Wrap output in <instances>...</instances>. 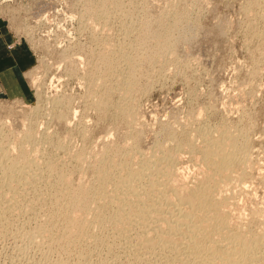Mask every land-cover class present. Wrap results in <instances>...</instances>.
I'll list each match as a JSON object with an SVG mask.
<instances>
[{
	"label": "rangeland",
	"instance_id": "374dc122",
	"mask_svg": "<svg viewBox=\"0 0 264 264\" xmlns=\"http://www.w3.org/2000/svg\"><path fill=\"white\" fill-rule=\"evenodd\" d=\"M104 1L12 0L9 2L11 6L0 1V155L25 169L30 168L34 161L38 165L47 159L49 164L58 168L51 169L52 172L61 168L67 170L70 187L80 192L99 185V180L96 181L97 169L105 159L111 163L115 158L121 160V153L132 148L130 163L134 162V165H130L137 169L142 159L160 153L158 151L162 146L168 149L166 152H178L172 164V170L178 175L177 183L193 188L197 183L195 181L203 180L204 174L209 173L201 152L196 151L200 154L196 155L185 144L202 145L199 141L203 142L200 134L204 128L211 131V140L215 141L223 135L221 133L232 129V133L240 134L245 145L239 156L242 159L233 167L234 172L229 173L233 184L228 181L230 186L224 187L223 191L226 197L223 194L219 196L228 198L231 207H235L233 209L229 207L230 203L228 205V211H235L231 217L234 220L232 227L236 228L231 227L230 234H238L241 238L244 231L241 241L252 236L262 240L264 0H107L106 4ZM101 3L104 8H109L100 11L103 8ZM5 9H12V13L9 12L11 16ZM106 10L110 11L106 13ZM91 20H94V25ZM170 22H173L172 28ZM162 32H169L167 46L160 40H163L159 37V34H164ZM119 49L131 54V62H138L128 63L131 68L133 66V71L129 70L135 76L131 84L134 91L128 95L125 89H121L124 81L117 76L120 73L111 76V79L108 72L115 70V63L114 68L122 71L130 68L126 65L129 59L124 60V53L118 52ZM104 72H108V76ZM99 77L105 83L102 80L97 88L95 84L98 86ZM115 78L118 80L115 81ZM26 131H32L33 137L25 138ZM244 154L248 158L243 160L241 156ZM41 155H46V158ZM113 173L117 175L118 171ZM239 173L244 174L241 177ZM45 176H37L40 183L35 184L45 190H42L43 193L50 195L48 190L52 187L49 180L52 182L54 178ZM236 182L239 186L244 184L242 187L245 189ZM44 205L38 209L37 220L19 213L11 214L12 220L10 214L5 216L10 218L11 226L0 234V264H157L155 258L144 255L141 259L142 255L138 253L137 261L133 250L130 251L135 244H126L127 240L121 241L115 252L110 251V255L107 251L89 253L85 263L80 260L77 250L65 254L62 248L52 249L48 242H34L28 236L29 231L42 222H50L51 204ZM96 232L101 234L98 230ZM56 234L55 239L58 240L60 232ZM108 234L112 239L117 238L116 232H113L114 237L112 232ZM216 237L219 243L220 238ZM47 251L50 253L47 254Z\"/></svg>",
	"mask_w": 264,
	"mask_h": 264
},
{
	"label": "bare ground",
	"instance_id": "6f19581e",
	"mask_svg": "<svg viewBox=\"0 0 264 264\" xmlns=\"http://www.w3.org/2000/svg\"><path fill=\"white\" fill-rule=\"evenodd\" d=\"M0 1H2L3 4H7V5L11 6V4H9V2H11L12 0H0ZM105 1H107V0H105ZM94 2H95V0H94ZM104 2H102V3L104 4ZM117 2H118V0H117ZM97 3H99V0ZM106 3L107 2H105V4ZM94 4L95 3H93V5ZM113 4H112V6H113ZM98 5H99V7L101 6L100 4H98ZM115 5L118 6L117 4H115ZM119 6H121V3ZM107 7L108 6H106L105 8H107ZM100 8H102V7H100ZM105 8L103 5V8L100 9V11L105 9ZM86 9H88V8H86ZM95 9H96V7H95ZM95 9H94V11H96ZM88 11H89V9H88ZM100 11H99V13H101ZM107 11H110V10H106V13H108ZM5 12L9 16H11L12 9H7ZM9 12H11V13H9ZM39 12H41V10ZM99 13L97 12L96 14H99ZM40 14H38V15L41 16ZM88 14H90V13H88ZM177 14H178V12H177ZM105 16H107V15H105ZM45 17H43V18H45ZM107 17H109V16H107ZM177 17H178V15H177ZM93 19L95 20V18H93ZM104 19H105V17H104ZM174 19L175 18H173V20ZM94 20H91V23H93L92 25H94V23H95ZM99 20L101 21L102 18ZM107 22L108 21L106 20L105 23H107ZM96 23H98V20ZM171 23L173 24V22H170V26L172 25ZM107 25L108 24H106V26ZM172 26H171V28H172ZM96 27H98V26H96ZM166 27L168 28V26H166ZM173 29L175 30V28H173ZM164 31H167V29ZM162 33H164V34L163 35L159 34V37L161 36L163 38V40L161 38H160V40L163 43L165 42V44H163V45H166V43H167L166 41L169 38V34H168L169 32H162ZM94 39H95V37H94ZM140 44H142V43H140ZM163 45H161V46H163ZM107 46L108 45H106V47ZM127 47H129V46H127ZM130 47H132V46H130ZM120 48H122V46ZM119 50L120 51H118V52H121L122 54L124 53L123 52L124 50H122V51H121V49H119ZM161 53H162V51H161ZM129 54H126V53L123 54L124 60L129 59V62L127 61L126 65H128V63H138L136 61L131 62ZM162 55H163V53H162ZM105 58H107V57H105ZM131 60H133V59L131 58ZM135 60H137V58ZM100 61H101V59H100ZM103 61H104V63H106L105 60H103ZM116 62H118V59ZM153 62H154V60H153ZM107 63H108V61H107ZM119 63H120V61H119ZM123 63H125V62H123ZM116 64L117 63H115V65ZM107 66L109 68H111L109 65H107ZM112 66H113V64H112ZM114 66H113V69H115V70H111V72L108 71L110 74L108 72H106V73H108L110 75L109 77L111 79H112L111 76L115 77L118 73H120L117 76L119 78H123V81H124L121 84L122 85L121 89L122 88H123V90L125 89L127 91L126 92L127 95L130 94L131 92L134 91L133 87L131 86L132 82L135 79V76L133 77V73H132L133 66L131 68L128 65L130 68L126 69L125 71H122L121 69L114 68ZM136 66H137V64H136ZM129 69H131L132 71L130 72ZM106 70H108V68ZM136 70H137V67H136ZM136 70H134V71H136ZM90 73H89V75H90ZM106 73L104 72V74L108 76V74H106ZM99 75H100V73H99ZM90 77L92 78L93 76L90 75ZM103 77L104 76H102V78ZM109 77H107V78L110 80ZM99 78H100V80L97 78L100 81V82L97 81L98 86L96 85L97 83L96 84L94 83L97 88L100 87L99 83H101V81L103 80V79L101 80V77H99ZM117 78H115V81L119 79V78L118 79ZM104 79H106V78L104 77ZM92 80H95V79L92 78ZM88 81H89V79H88ZM103 82H104V80H103ZM91 84L94 85L92 82H91ZM0 90H1V87H0ZM123 93H125V92H123ZM111 95H112V93H111ZM121 95H122V93H121ZM104 96H105V94H104ZM106 97H104V98H106ZM111 97H113V96H111ZM124 97H122V99H124ZM99 98H101V97H99ZM108 100L109 99H107V101ZM96 102L97 101H95V103ZM99 102L102 103V101H100V100H99ZM103 103H105V101H103ZM105 104H107V103H105ZM96 105H97V103H96ZM99 106L102 107L101 104ZM103 106H104V104H103ZM105 111H106V109L104 110V112ZM129 117H130V114H129ZM125 118H126V116H125ZM210 130H212V129H210ZM230 131L221 133V135L222 134L223 135L220 136L217 141H215V140H211V138H213L210 136L211 131L206 130L204 128V130H202V134H200L202 139H203V142L199 141L202 143V145L200 144L201 147H198L200 145H198L197 147L194 145H191L189 142L185 144L187 147H189L188 150H190L191 152H193V153L194 152L196 153V151L201 152L200 154H202V156H203L202 158L204 160V163H206V165H207V169H208V173H209V174L203 173L205 178L203 180L195 181L197 183L193 188L192 187L186 188L187 185H186V187H182L180 185L181 183L180 184L177 183V176L178 175H177V173H175L172 170V168H173L172 164L175 162L176 153H178V152L174 150L176 153H173V151H172L173 146H172V150L170 149L172 152H166V150H168V149H165V148L163 149L162 146H160L158 144L161 147V148L159 147L160 149L158 148L159 149L158 152H160L162 155H159L160 153H156V154H158V156L156 154L149 155L148 157H151V158L142 159L140 166L136 164L137 169L133 168L134 162L130 163V160H131L130 155L132 153V152L130 153V151L132 148L130 149V151L121 153V154H123V157L121 160L118 159L119 160L118 161V160H116L117 158L114 159L113 162H114V164L116 163V165H113L112 164L113 162L111 163V161H108V159L106 160L104 158L105 160L104 161L102 160L103 162H101V164H99L100 166L98 165L99 169H97L98 170V172H97V174H98L97 178L98 179H96V181L99 180V183H98L99 185L98 186L94 185L93 187L91 186V188L90 187H89V189L86 188V190L83 189L84 191L81 190L80 192H78L75 189H73L72 187H70L71 186L70 185L71 179H70L69 175H67V173L65 172L67 170H64L61 168V170H59L57 172H52L53 169L57 170L58 168L56 166L54 167L53 165L49 164V162H47V159L44 162H40L38 165H35L34 164L35 161L34 162L32 161L33 165H31L30 168L27 167L29 169H27V168L25 169L23 167L18 166L17 163L10 162L11 159H7L6 156L4 157V156L0 155V162H1L0 163V234L3 232H6L8 228L10 229L11 220L13 218V216L11 214H13V215H16L18 213L20 215L24 214V215L31 216L33 219L36 218L35 220H37L38 219V213H39L38 209L42 208L43 207L42 205H44V204H46V205L51 204V209H49V210H52V212H50L51 213L50 222L47 221L45 223L42 222V224L40 223L38 225V227L36 226V228L34 230L32 229L33 231L32 230L29 231L28 236L31 239L35 240L34 242H36V240H38V241L41 240L44 242H48V244L50 243V247L52 246V249L55 247L62 248L63 251L65 252V254H67L69 252L71 254L73 251L77 250V251H79L78 254H79L80 260L84 263L90 257L89 253L91 254V252H93V251L94 252L95 251L96 252L97 251H99V252L107 251L108 254L109 253L111 254L112 251L115 252L117 250V248H118L117 245L120 244L121 241L127 240V242L125 241L126 244L127 243H134L135 244V245H133V247H131L133 249L130 248L131 250L130 249L129 250L130 251L133 250V252L136 255V256L134 255V257H135V259H137V261L139 259L137 256V253H138L140 256L142 255L141 259L143 258L144 255H146L145 257L155 258L157 264H170L171 260L173 261L172 264H243V263L264 264V238L262 240L258 241L257 239H255L252 236L250 239H247L248 240L247 241L246 240L247 236H246V238H245L246 241H241L243 238L242 235L244 236V234H243L244 231H242V235L240 236L241 238H238L239 237L238 234H235V233L230 234V229H232L234 227V226L232 227V223L234 222V220H232L231 215L234 214L235 211L232 212V209H231L232 213L230 212V210L228 211V209H230V208H228V205L230 203L229 207H231V202L228 201V198L227 199L221 198V196H219L222 194L225 196L223 191H225L227 186H230V184L227 185V183H228V181H230L232 179L230 177V180H229V176H230L229 173L234 172V171H232L233 167H235L237 165V162L240 159H242L239 156L241 155L240 152L244 149V145H245V144L243 145L244 139L242 141V138L239 136L240 134L238 135V132H236V134H235V133H232L233 130L231 132ZM213 134L214 133H212V135ZM24 136H25V138L30 139L31 137H33L32 131H26L24 133ZM189 141H191L190 137H189ZM175 142H176V140H175ZM193 142H194V140H193ZM130 143H132V142L130 141ZM196 144L197 143H195V145ZM3 151H6V150H3ZM25 151H27V150H25ZM36 151H37V149L35 151H32V153L36 152ZM29 152H31V150ZM142 152H143V150H142ZM180 152H179V154H180ZM15 153L18 154V152H15ZM198 154L199 153H196V155H198ZM245 155L246 154L241 156V157H243V160L248 158ZM23 156L25 157L26 154ZM98 156H99V154H98ZM41 157L46 158V155H41ZM116 157H117V155H116ZM146 157L144 156V158H146ZM4 158L6 159V161H4ZM80 158L84 159V157H80ZM37 160H38V158H37ZM83 161L84 160H82L81 162H83ZM199 162H200V160H199ZM84 163L85 162H83V164ZM130 164H133V165L131 166ZM163 164H165V165L163 166ZM206 165H205V167H206ZM247 165L249 166V164H247ZM138 166H139V168H138ZM202 168H204V167H202ZM115 170L118 171L117 175H115L113 173V171L116 172ZM235 171H236V169H235ZM68 172H69V170H68ZM244 173L246 174V171ZM244 173H242V174L239 173V174H240V176L241 175L243 176ZM258 174H260V173H258ZM45 175H47V176L50 175V176H52L51 178H54V180L52 179V182H50V180H49V184L52 187L50 190H48L45 186V189H47L49 192L51 191L50 195H49V193H43L42 190H44V189H42V188L40 189V187L37 186V185H39V184H37V182L39 181V183H40V180H38L37 176H42L44 178ZM206 175H207V177H206ZM233 175H235V174L233 173ZM50 176H48V177H50ZM202 178H203V176H202ZM245 179L243 180V182L245 181ZM43 181L46 182V180H44V179H43ZM43 181H41V183ZM235 181H236V179H235ZM230 182L233 184V181H230ZM243 182H241V183H243ZM237 183L239 184V182H236V184ZM49 184H47V185H49ZM94 184H96V183H94ZM43 185H44V183H43ZM243 185L244 184H242L240 186L242 187ZM245 185H246V182H245ZM224 187H225V189H224ZM78 189H80V188H78ZM243 189H245V188H243ZM243 189H241V190H243ZM44 192H45V190H44ZM49 196H51V197H49ZM232 196H230L229 199ZM233 203H236V202H233ZM46 205H44V206H46ZM236 205H237V203H236ZM225 206H227L226 207L227 210H225V208H224ZM238 206H240V205H238ZM233 209H235V207H233ZM237 210H239V209H237ZM244 210H245V208H244ZM262 210L260 212H262ZM257 211H254V212L261 214V213H259V210H257ZM238 213H241V212H237V214ZM263 213H264V210H263ZM7 214L11 215L10 216L11 220H10V218L5 217ZM237 214H235V217ZM241 215H242V213H241ZM19 217H21V216H19ZM31 217H29V219ZM237 217H239V216H237ZM258 217L260 218V216H258ZM261 217L263 218L264 214L263 215L261 214ZM33 219H31V220H33ZM239 219H241V218H239ZM12 223H13V221H12ZM235 224H239V223L236 222ZM59 225H61L63 227L59 228L58 227ZM57 227L60 230L59 229L57 230ZM13 228H14V226L12 227V229ZM234 228H236V227H234ZM237 229H239V228H237ZM96 230H98L99 231L98 233H101V234L100 235L95 234V233H97ZM9 231H11V230H9ZM57 231H58V233L60 232V238L58 237L59 238L58 240L55 239V236L57 235L56 234ZM110 231L112 232V235H113V232L117 233V235H115V237L117 236L116 239L115 238L112 239V237L108 234V233H111ZM238 231H240V230H238ZM25 233H23V234L25 235ZM257 234H260V233H257ZM257 234H256V237H258ZM247 235H248V233H247ZM28 236H27V238H28ZM216 236H218L220 238V240L218 241L219 243H217L216 239L214 238ZM254 236H255V234H254ZM113 237H114V235H113ZM218 237H216V238H218ZM44 242H42V245L43 244L45 245ZM126 246H128V245H126ZM35 248H37V247H35ZM123 248H124V246H123ZM59 251H61V250H59ZM130 251H128V252H130ZM52 252H55V251L53 250ZM49 253H50V251L47 254H49ZM130 254H131V252H130ZM150 258H147V259H150ZM131 260H132V258H131Z\"/></svg>",
	"mask_w": 264,
	"mask_h": 264
}]
</instances>
